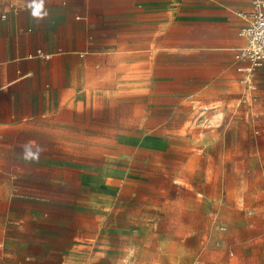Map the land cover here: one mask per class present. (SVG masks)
Masks as SVG:
<instances>
[{
  "label": "crops",
  "instance_id": "0c3cea01",
  "mask_svg": "<svg viewBox=\"0 0 264 264\" xmlns=\"http://www.w3.org/2000/svg\"><path fill=\"white\" fill-rule=\"evenodd\" d=\"M30 2L0 0V137L21 133L45 149L39 188L79 194L36 199L73 215L11 222L18 231L5 242L4 264H114L107 234L92 227L114 205L103 161L124 160L125 144L139 143L142 104L156 113L158 96H198L237 71L234 55L246 44L240 30L251 4L44 0L48 15L39 19ZM78 175L92 180L76 183Z\"/></svg>",
  "mask_w": 264,
  "mask_h": 264
},
{
  "label": "rangeland",
  "instance_id": "374dc122",
  "mask_svg": "<svg viewBox=\"0 0 264 264\" xmlns=\"http://www.w3.org/2000/svg\"><path fill=\"white\" fill-rule=\"evenodd\" d=\"M231 72L198 96H158L156 113L142 104L139 143L125 144L124 160L103 161L116 188L109 192L114 205L92 227L107 234L110 262L264 264V65L252 90L242 73ZM150 116L155 119L149 124ZM25 143L17 132L0 137V264L7 258L6 240L18 231L11 222L74 213L37 198L79 194L39 188L44 174L37 169L49 161H25ZM91 180L75 177L76 183ZM65 226L70 231L72 224Z\"/></svg>",
  "mask_w": 264,
  "mask_h": 264
},
{
  "label": "built area",
  "instance_id": "2783aa9c",
  "mask_svg": "<svg viewBox=\"0 0 264 264\" xmlns=\"http://www.w3.org/2000/svg\"><path fill=\"white\" fill-rule=\"evenodd\" d=\"M248 1L251 8L244 14L247 24L240 30V36L246 39V44L236 50L234 61L237 71L244 75L243 83L252 90L256 88L253 76L264 65V0ZM44 57L50 58V56ZM254 121L255 124L260 122L259 119Z\"/></svg>",
  "mask_w": 264,
  "mask_h": 264
},
{
  "label": "clouds",
  "instance_id": "9594fccd",
  "mask_svg": "<svg viewBox=\"0 0 264 264\" xmlns=\"http://www.w3.org/2000/svg\"><path fill=\"white\" fill-rule=\"evenodd\" d=\"M28 7L31 9V15L33 17L43 19L48 15V12L44 9V0H31ZM33 145L36 146L35 150H33ZM22 147V158L29 162H38L42 153L45 151V149L35 141H28Z\"/></svg>",
  "mask_w": 264,
  "mask_h": 264
}]
</instances>
